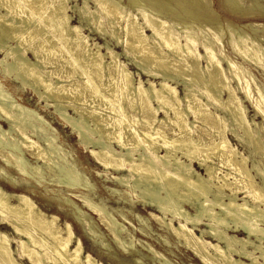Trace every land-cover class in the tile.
<instances>
[{"label":"bare ground","instance_id":"1","mask_svg":"<svg viewBox=\"0 0 264 264\" xmlns=\"http://www.w3.org/2000/svg\"><path fill=\"white\" fill-rule=\"evenodd\" d=\"M82 1L79 4L78 0H0L2 74L28 88L40 101L54 109L56 116L71 128L80 147L90 150L91 157L100 167L118 175L124 173L115 178L116 183L127 186L131 178L133 190L139 192L136 193L142 203L162 215L152 216L200 261L210 264H264V209H260L261 205L264 206V171L254 161L251 169L247 165L249 158L238 153L236 147H230L225 135L227 128L220 124L227 125L228 122L236 134L240 131L242 135L236 136L238 141L248 146L253 156L258 154L264 158L260 133H255L252 128L247 108L236 96L228 76L230 74L236 79L239 88L244 81L247 82L246 72L242 71L246 69L241 70L242 67L228 57L222 58L224 54L219 45L223 39L218 36L200 37L192 25L188 26L190 23L178 27L172 18L167 22L160 12L150 10L148 13L143 10L146 8L139 9L136 12L139 15H135L118 0ZM90 2L95 5L94 10L90 9ZM73 14L78 15L79 25L72 24ZM87 27H95L100 35L116 40L117 47H123L125 56H132L129 57L130 63L120 61V54L111 48L110 42L103 46L91 43L94 40L85 34ZM220 30L223 31L222 28ZM119 32L126 37L125 40ZM228 34L233 35L231 32ZM229 40L228 45L238 57L264 69L261 46L255 47L257 43L253 45L244 39ZM2 53L4 58H1ZM107 55H110V62L106 61ZM225 60L229 71L224 68ZM129 65L139 68L151 79H159V86L149 79L148 85L142 78L136 81ZM179 85L185 87L184 96L177 89ZM257 95L262 94L258 92ZM6 98L0 80V120L9 126V130H5L0 125V134L20 133L23 140L19 144L24 150L51 171L65 172L69 180L64 179L66 182L59 178L65 183L62 186L69 190L77 188L81 175L73 171V166L72 170L63 165L66 157L55 144L57 137L53 135L42 146L27 134L31 129L28 133L40 140L42 131L34 122L53 129L51 124L35 110H28L15 99L9 101ZM260 100V105L257 104L260 108L256 109L264 119V96ZM128 107L135 115L129 113ZM212 108L224 116L215 115ZM160 114L165 117L161 118ZM191 116H194V122L188 120ZM197 120L218 133L219 139L212 142L204 141L201 136L196 139L191 128ZM168 126L179 130L178 137L167 135L165 127ZM22 148H1L0 161L20 177H26L22 182L29 187L35 184L44 186L46 178L42 167L24 161ZM8 151L20 154L17 152L16 156ZM212 155L228 166L230 172L220 177L219 169L208 164ZM194 163L206 172L205 176L195 169ZM257 176L261 177L260 183L256 181ZM240 192L245 194L243 203L239 200ZM74 197L91 212L106 216L87 194ZM63 203L72 208L75 219L87 220L86 213L70 197L65 196ZM185 205L195 208L196 214L191 215ZM169 216L171 218L167 219ZM203 219L209 221V230L201 229L202 235L197 237L194 231ZM58 221L59 217L44 213L29 196L9 193L0 184V223L8 224L20 236L19 239L12 238L0 230V264H23L15 255L13 241L18 245V257L31 264H101L92 255L83 254L80 240L76 244L73 242L75 234L71 225L66 223L65 227H60ZM243 232L245 238L238 235ZM205 236L217 243L208 242ZM155 253L152 252L153 255Z\"/></svg>","mask_w":264,"mask_h":264},{"label":"rangeland","instance_id":"2","mask_svg":"<svg viewBox=\"0 0 264 264\" xmlns=\"http://www.w3.org/2000/svg\"><path fill=\"white\" fill-rule=\"evenodd\" d=\"M78 1L79 4H82L83 2L82 0H78ZM118 1H120L121 4L128 9V11H130L135 15H139V13L136 12H139V9H143V8H146L143 10H146L148 13H151L150 10L152 12L154 11L153 13H157L156 11H158L160 12L162 17L166 18L165 20H167V22L169 19L172 18L174 22L177 23L178 27L186 26L184 23H190L188 26L192 25L194 30L198 32L200 37L207 36L210 38H215L216 36H218L221 39H223L221 40L219 48L220 51L222 52V55L224 54L226 57L224 55H223L224 57L221 55L222 58L226 59L228 57L237 66L242 67L240 68L241 70L246 69V70H242L243 72L244 71L246 72L245 75L244 73L242 74L241 73L242 71H239L238 69V72L241 75H244L246 77L245 80L248 82V84H246L247 82L244 81L242 86L240 85L239 88L237 87L236 79L232 78L230 74H228V76L231 79V85L236 90V96L238 97L239 101L243 104L245 109L247 108L246 114L249 121L253 123L252 128L256 130L255 133L257 134L260 133L259 135L261 137L262 143L264 144V131H263L264 119L263 117H261L262 114L258 111L260 108L259 107L261 101L260 99L264 96V69L262 67L260 68V65L257 66L256 63L251 62L252 63L251 64L250 61L245 62V60L242 59L240 56L238 57V55H236V53L233 51L232 47L228 45V42L230 41L229 39L231 38H235L236 41H240L241 39L242 40L244 39L250 42L251 44L253 43V45H255L254 43H257L255 47L261 46L262 50H264V30H263L264 7H262L264 6V0H256L259 2H255V0H236L237 3L235 0H234L235 2L233 0H227V1L226 0H118ZM130 2L133 4L135 3L136 7L138 6L140 8H136L135 5L133 6V4H131ZM90 9L91 10L95 9V5L93 4V2H90ZM73 15H74L73 17L74 19L72 20V24L79 25L80 21L78 15L75 14ZM107 28L110 29L108 25ZM221 28L223 29V31L220 30ZM208 29H210L211 32ZM198 30L199 31L201 30L200 32L202 34H200ZM96 31L97 30L95 29V27H87L85 29V34L91 35V38H93L94 40L91 43L97 42L100 43L101 46H103L105 45L106 42H110L109 44L111 48L115 49V52H118L120 54V61L125 64L130 63L129 57L132 56L129 55V57H126L124 54L123 47H119V48L117 47L116 40L112 39L111 37L108 38L107 36L104 37L100 35L98 31L97 32ZM203 31L205 34L203 33ZM229 31L233 35L228 34L230 33ZM206 32L208 34H206ZM119 35L122 38V40L126 39V37L122 33L119 32ZM149 35H151V33H149ZM244 35H246L245 38ZM222 46L223 48H221ZM105 52L107 53L106 50H104V54H106ZM4 57L5 54L2 53L1 58ZM29 57L33 58L31 54H29ZM106 61L108 62L111 61L110 55H107ZM223 65L226 71L227 70L229 71L228 69L229 66L227 67L228 63L226 62V60L223 62ZM129 69L134 74L136 81L142 78V81L148 85V81L152 80L159 86V82H160L159 79L157 78L151 79L150 77L146 76V74L142 73V71L139 70V68L135 67L134 65H129ZM248 78L249 80H247ZM0 80L2 81L4 92L7 94L6 99H8L9 101L10 99L11 100L15 99L18 102V104H21L26 109L35 110L36 112H38L39 115H41L44 118V120H46L49 124H51V127L53 129L47 127L46 125L43 124L41 125L38 122H34L35 125H38L42 133H39L40 134L39 135L40 140H39L37 136L35 137L31 135V133H28L31 131V129H28L27 134L31 138V140H34L38 144L45 146L44 145L45 140H47L50 137H53V135L54 137L56 136L57 140L55 144L57 147L60 148L61 154L64 153L66 157V161L64 162L63 165L65 167H70L72 170L74 167L75 169L73 171H77L81 175V179L78 180L79 183L77 182L78 185L76 183L78 189L76 188V186L72 190L65 188L67 186H62L63 184H65L63 181L66 180L68 181L69 176L66 175L65 172H61L58 169H56L55 171H51L48 167H46L43 164V162L41 161L38 162L32 155H30L26 150H24V148L21 147V144H19L23 140V137L21 136L20 133L13 132L11 134H6L4 136L0 134V147L2 149L3 147L6 148L5 150L14 147L22 148L24 155L22 157L24 161L27 160L26 162H28L31 165H39L40 167H42L44 171V176L46 178V182L44 186H37L35 184L36 187L35 186L29 187V185H26V183H24L25 181L23 180L26 177H20L19 175H17L16 171L9 168L4 162L0 161V170H1L0 184L1 187L4 188V190H6L9 193H23L26 196H29L37 204V206L44 211V213L59 217L58 223L60 227H65L66 223L70 224L75 234L73 242L76 244V242L80 240L83 245V254L92 255L101 264H160V263L161 264H208V263L210 264V262L203 263L202 261H200L194 255V253L190 251L189 248L187 249L184 243L179 242V240L172 234V232L163 229L161 224L158 223V221L152 216V214H155L156 216H162V215L156 209H153L151 207H146L144 203H142L140 198H138L137 196V193L139 192L137 190H133L134 189L132 184L133 180L131 178L127 181L129 186L127 185V183H126L127 186H124L125 184L122 186L121 184L116 183L115 178L117 176H123L124 173L118 175V173H115L113 171L110 172L100 167L91 157L89 152L90 150H84L82 147H80L77 141L78 139H76L74 133L71 131V128L64 121H62L56 116V114L54 113V109L48 107L45 102L40 101L28 88H24L20 83L14 81L11 78H7L4 74H2L1 67H0ZM241 88L243 89L240 92ZM177 89L179 93L182 96H184L185 87L183 85H179L177 86ZM249 90L252 92L250 93ZM243 91L247 95L244 94ZM258 92L262 94L261 95L262 97L259 96L260 94L257 95ZM251 95L253 97H251ZM246 96H249L251 100ZM254 101H256V103H254ZM256 110L257 112H259L258 114ZM128 111L130 114L135 115L134 112L132 111V108L128 107ZM212 111L215 115L224 116L222 112L216 111L213 108ZM68 113L73 115V112L71 111H68ZM160 117L164 118L165 116L164 114H160ZM188 120L194 122L195 118L194 116H191L188 118ZM254 123H256L257 125H254ZM32 124H33V120H32ZM220 124L221 126H225L227 128L226 132L230 130L227 133L225 132L229 144L232 145V146L230 145V147H233V149L236 147L235 150H237L238 153L240 152L241 155L249 158L247 165L250 166L251 169L253 167V161H254L256 165L259 163L257 166H259L260 169L264 171V158L261 155L258 156V154L257 155L254 154L255 156H253L250 153V148L246 146L244 143H242L241 140L238 141V137L236 136L242 135L241 132L238 131L236 134L235 131L232 130V127H230L231 125L228 122L226 124L229 126L225 125L224 123H220ZM0 125L4 126L5 130H9L8 124L2 123L1 120H0ZM191 129H192L191 132L196 139L200 136L202 137V139H204V141H208V142L217 141L219 139L218 138L219 134L217 133L218 134L217 136L216 132L214 133V131L209 130L201 120H197L193 124V127ZM165 132L169 137H178L179 130L177 128H174L173 130L171 126H168L165 127ZM14 143L16 146L14 145ZM116 148L118 149V147ZM139 150L142 151L141 149ZM118 151L121 150L118 149ZM8 152L14 153L16 156H18L17 155L18 151L16 152L8 151ZM160 152L165 153L164 151H160ZM18 154L20 153L18 152ZM210 158L211 159L208 160V164L210 165L214 164V166H216L219 169L220 177L225 175V172L226 174L230 172L229 167L223 165L219 161L216 155H212ZM68 159L70 160V162ZM26 162L24 163L26 164ZM193 166L200 174L205 176L206 172L202 168H200L198 164L194 163ZM253 172L254 175H256V171L254 170ZM13 176L14 177L17 176V177L14 178ZM59 178L60 180L63 181H60ZM84 178L87 179L85 180ZM260 178L261 177L259 176L256 177V181L258 183L261 182ZM57 181L60 182L56 183ZM32 184H34V182ZM15 185L18 186L16 187ZM55 187H57L58 189ZM126 187L131 189V191L128 190V188ZM67 191H69L70 193ZM226 191L227 193H230L229 190ZM88 192L90 195L88 194ZM86 194L89 196V199L92 202L95 201L94 203L99 205L100 208H102V210L105 211L103 213L104 214L106 213V216L105 215L103 216V214H101L102 216H99V214L97 213L95 214L91 212L88 208L84 206V204H82V202H80V200L74 197L81 195L84 196ZM65 196L70 197L75 202L76 206L77 207L79 206V208L86 213L87 220L84 219L79 220L78 218L77 220L74 218V216L72 215L73 214L72 208L69 209V206H66L63 203V199ZM238 196L240 203H243V198L245 197V194L243 192H240ZM123 199H125V201ZM247 199L249 200V198ZM191 207L192 206L185 205V209L188 212H190L191 215L196 214V209ZM260 209H264V206L261 205ZM219 211L220 210H218V212ZM168 218L170 219L171 217L169 216L167 217V219ZM87 221L89 222L87 223ZM106 221L108 222V224L106 223ZM141 222H143V224H141ZM174 222L177 225V221L174 220ZM202 222L203 223L199 227H197L194 231L197 237H201L202 235L201 229L209 230L207 226L209 221L203 219ZM122 223L124 224V226ZM118 224H121L122 226ZM110 225L113 227H111ZM91 227H93L92 230H90ZM110 227L112 228V230H109L111 229ZM95 228L97 231L95 230ZM190 228H192V226H190ZM0 230L8 233L12 238H16V239L20 238V236H18L15 233L14 229L6 223L5 224L0 223ZM228 232L230 234L234 233L232 231H228ZM111 233H113V235ZM93 234L96 235L94 236ZM114 235L116 236L114 237ZM238 235L242 238L246 237L244 232L239 233ZM205 239L208 242H212L214 244L217 243L209 236H205ZM95 240L97 241L95 242ZM124 240L127 241L125 242ZM130 240H132L133 242ZM165 242H167L168 244ZM121 243L124 244L125 248H123V245ZM224 246L225 245L223 244L222 247ZM12 247L14 249L16 257L19 259L20 262H22L23 264H31L28 260L18 257V245L16 242L14 241L12 242ZM152 252L153 254L155 253L156 255H153Z\"/></svg>","mask_w":264,"mask_h":264}]
</instances>
